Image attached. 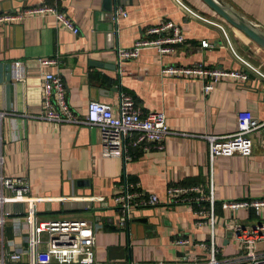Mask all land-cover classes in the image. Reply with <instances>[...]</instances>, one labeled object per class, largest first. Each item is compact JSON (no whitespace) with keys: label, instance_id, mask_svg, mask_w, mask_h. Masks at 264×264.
<instances>
[{"label":"crops","instance_id":"crops-1","mask_svg":"<svg viewBox=\"0 0 264 264\" xmlns=\"http://www.w3.org/2000/svg\"><path fill=\"white\" fill-rule=\"evenodd\" d=\"M228 1L264 28V0ZM41 2L57 5L79 32L60 27L52 16H27L0 25V110L7 112L0 122V175L24 179L29 195L42 198L34 204L39 219L88 220L98 261L181 264L193 254L205 261L212 241L217 258L244 264L237 230H264V209L256 215L246 209H223L221 202L264 197V126L250 135V155L216 157L211 173L204 136L234 133L242 110L264 121V49L202 0H116L117 4L115 0H0V13ZM115 5L127 13L116 21ZM109 21L116 23L112 31ZM164 21L179 25L184 36L175 52L159 54L145 48L136 57L118 60L119 49L131 47L147 27ZM203 40L208 43L205 47ZM44 57H56L57 62L40 64L38 59ZM16 60L26 69L21 81L10 78V64ZM198 63L248 76L222 78L206 93L198 78L162 72L166 66ZM47 71L62 76L68 104L80 117L90 100L105 103L116 113L119 94L125 92L142 112L164 113L174 133L165 138L162 149L131 148L128 160L103 157L98 127L53 124L43 118L41 84ZM210 179L212 204L168 202V186H198L205 196ZM125 180L138 183L160 202L136 210L127 227L118 228L112 197ZM3 208L10 212L0 225V253L6 258L11 251L27 247L24 214L29 205L8 203ZM97 217L112 220L97 221ZM180 235L188 237L191 246L172 245ZM255 251L264 254V236L255 241ZM26 261L24 254L14 264Z\"/></svg>","mask_w":264,"mask_h":264},{"label":"built area","instance_id":"built-area-1","mask_svg":"<svg viewBox=\"0 0 264 264\" xmlns=\"http://www.w3.org/2000/svg\"><path fill=\"white\" fill-rule=\"evenodd\" d=\"M127 13L122 7L114 9L113 17H125ZM27 16H52L56 24L72 33L77 34L79 29L57 5L41 2L31 7L0 13V25L13 24L22 21ZM184 36L180 26L172 21H164L157 26L147 27L144 36L138 38L131 47L118 50V60L136 57L142 49L154 48L159 54L173 53L176 45L182 43ZM208 43L201 41V46ZM40 64L51 65L57 62L56 57H44L38 59ZM25 66L22 61H14L10 64V78L13 81L24 79ZM162 72L172 76H185L201 80L203 90L207 93L213 89L214 83L222 78L247 79V73L240 70H229L219 67H210L202 63L179 66L172 65L163 67ZM43 118L53 124L61 122L84 123L95 126L101 132V154L103 157H117L128 160L132 157L131 148L151 149L163 148L165 138L174 133L166 122L164 113L158 111L142 112L135 103L134 98L125 92H120L119 103L116 113L107 104L97 100H90L84 116L75 113L67 101V88L61 75L47 71L44 73L41 84ZM7 114L0 110V122ZM236 131L229 135H205L208 146V161L210 173L213 161L219 156H231L239 154L248 156L252 152V139L250 135L264 126V121H259L250 112L242 110L236 116ZM2 156H0V161ZM8 189L11 193L4 194ZM119 192L112 197L113 208L116 214V225L118 228L127 227L134 211L157 205L160 200L155 194H145L138 183L125 180L120 185ZM206 194V193H205ZM168 202L172 204L186 203L206 200L213 203L212 180H209L208 193L204 196L198 186L181 187L178 185L168 186L166 189ZM90 200H102L101 197H90ZM42 198L29 195L27 182L20 177H8L0 175V225L4 218L10 215L3 206L8 203H26L29 210L24 214L27 224L25 250L15 249L5 258L0 253V264L19 263L22 256H27L25 264H122L115 262H101L95 258V233L92 224L86 219H56L41 220L37 216L34 204ZM223 209L236 211L246 209L259 214L264 209V197L243 198L225 200L221 202ZM202 222H199L201 224ZM208 223L214 225L213 207L209 211ZM239 239L244 250V264H264V254H257L255 241L264 236L262 228L253 233L240 232ZM176 247L191 246L188 237L176 236L172 240ZM203 246L204 244H200ZM210 248L209 258L201 261L196 255L181 264H227L226 259L217 258V249L214 243L208 245ZM125 264H139L129 262ZM154 264H177L165 261H156Z\"/></svg>","mask_w":264,"mask_h":264},{"label":"water","instance_id":"water-1","mask_svg":"<svg viewBox=\"0 0 264 264\" xmlns=\"http://www.w3.org/2000/svg\"><path fill=\"white\" fill-rule=\"evenodd\" d=\"M202 1L225 21L243 32L250 40L264 49V28L246 13H244L241 9H239L236 5L228 0ZM116 7L117 6L115 5L114 9ZM107 26L108 30L112 31V26H116V23L109 21ZM110 31L107 33L109 36L111 35ZM95 220L108 221L110 223L112 219L111 217H97Z\"/></svg>","mask_w":264,"mask_h":264},{"label":"rangeland","instance_id":"rangeland-1","mask_svg":"<svg viewBox=\"0 0 264 264\" xmlns=\"http://www.w3.org/2000/svg\"><path fill=\"white\" fill-rule=\"evenodd\" d=\"M49 215H43V217L42 218H46V217H48Z\"/></svg>","mask_w":264,"mask_h":264}]
</instances>
